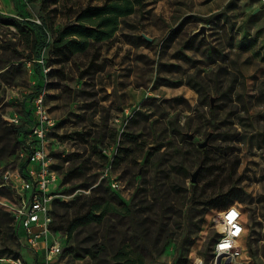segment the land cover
<instances>
[{
  "label": "rangeland",
  "instance_id": "1",
  "mask_svg": "<svg viewBox=\"0 0 264 264\" xmlns=\"http://www.w3.org/2000/svg\"><path fill=\"white\" fill-rule=\"evenodd\" d=\"M107 1L0 0V16L22 22L0 21V264L38 262L12 214L22 168L14 127L29 128L43 92L56 122L53 227L65 264L207 260L211 211L232 198L248 216L250 255L264 264V2L142 0L112 39L61 56L60 30ZM26 21L51 45L41 48ZM97 204L100 219L70 237L64 217Z\"/></svg>",
  "mask_w": 264,
  "mask_h": 264
},
{
  "label": "built area",
  "instance_id": "2",
  "mask_svg": "<svg viewBox=\"0 0 264 264\" xmlns=\"http://www.w3.org/2000/svg\"><path fill=\"white\" fill-rule=\"evenodd\" d=\"M264 2V0H262ZM45 93L32 100L27 136L20 137L17 155L24 170L17 173V202L12 214L20 242L39 256L36 264H65L64 246L54 230L53 209L61 180L51 166L49 134L56 122L45 106ZM216 240L211 257L195 254L190 264H255L249 251V221L241 206L211 211Z\"/></svg>",
  "mask_w": 264,
  "mask_h": 264
},
{
  "label": "trees",
  "instance_id": "3",
  "mask_svg": "<svg viewBox=\"0 0 264 264\" xmlns=\"http://www.w3.org/2000/svg\"><path fill=\"white\" fill-rule=\"evenodd\" d=\"M142 0H108L102 5H87L79 10L74 23L64 26L57 37L54 39L52 46L60 53L61 56L68 58L71 55L86 52L92 44L102 43L112 39L119 30L120 20L135 13L137 5H141ZM0 21L17 27L21 26L22 22L16 19H5L0 16ZM26 25L36 28L41 36L43 42L41 48H45L49 45V35L43 26L38 25L35 22H23ZM16 133L17 150L20 143V137L27 136V129L24 126L14 127ZM25 165L22 164L24 170ZM232 200H226L221 208H229L236 203H232ZM58 202L54 203V206ZM102 205L97 204L92 212L72 220L69 222L67 217H64V222H68V235L72 236L73 232L78 227L87 226L100 218L98 213L100 212ZM5 215H9L5 213ZM6 220L0 219V228L4 227ZM55 230V229H54ZM251 231V228H250ZM19 239V234L17 232ZM251 234L249 235L250 242ZM249 249L251 251L250 245ZM64 255V254H63Z\"/></svg>",
  "mask_w": 264,
  "mask_h": 264
},
{
  "label": "water",
  "instance_id": "4",
  "mask_svg": "<svg viewBox=\"0 0 264 264\" xmlns=\"http://www.w3.org/2000/svg\"><path fill=\"white\" fill-rule=\"evenodd\" d=\"M257 12H258V10H256L254 13H257ZM204 28H205V27H203V28L199 31V33H200V32H204ZM190 138L193 139V136H190ZM208 145H209V140L207 139L205 142L199 144V148H200V149H205L206 147H208ZM200 171H201V168H199V169L193 174V176H192V182H193V183H196V182H197L198 175H199Z\"/></svg>",
  "mask_w": 264,
  "mask_h": 264
}]
</instances>
